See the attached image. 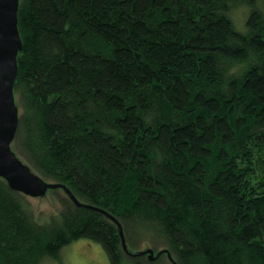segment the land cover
Instances as JSON below:
<instances>
[{
  "label": "trees",
  "instance_id": "16d2710c",
  "mask_svg": "<svg viewBox=\"0 0 264 264\" xmlns=\"http://www.w3.org/2000/svg\"><path fill=\"white\" fill-rule=\"evenodd\" d=\"M17 27L11 149L104 213L0 177V264H264V0H19Z\"/></svg>",
  "mask_w": 264,
  "mask_h": 264
},
{
  "label": "water",
  "instance_id": "95a60500",
  "mask_svg": "<svg viewBox=\"0 0 264 264\" xmlns=\"http://www.w3.org/2000/svg\"><path fill=\"white\" fill-rule=\"evenodd\" d=\"M18 4L19 0H0V177L12 190L30 197L43 196L50 189H63L75 205L104 213L96 207L80 204L65 185L44 182L11 149L18 123L13 87L17 75V55L22 47L17 27ZM119 235L127 252L120 227ZM162 253L167 252L162 250L154 254L151 249L140 252L146 254L149 260ZM167 256L170 258L168 253Z\"/></svg>",
  "mask_w": 264,
  "mask_h": 264
},
{
  "label": "rangeland",
  "instance_id": "374dc122",
  "mask_svg": "<svg viewBox=\"0 0 264 264\" xmlns=\"http://www.w3.org/2000/svg\"><path fill=\"white\" fill-rule=\"evenodd\" d=\"M245 17L246 9L242 7L236 9L232 14V18L238 28H243ZM34 201L42 209L54 211L59 208L53 194ZM63 249L65 250L61 253L60 262L56 263L54 261L51 264H60L61 262V264H108L106 254L102 248L93 242L78 240ZM155 264H169V262L165 258H160Z\"/></svg>",
  "mask_w": 264,
  "mask_h": 264
}]
</instances>
